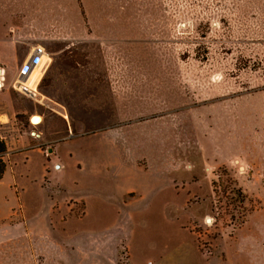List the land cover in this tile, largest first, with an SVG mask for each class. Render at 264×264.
<instances>
[{"label": "rangeland", "instance_id": "1", "mask_svg": "<svg viewBox=\"0 0 264 264\" xmlns=\"http://www.w3.org/2000/svg\"><path fill=\"white\" fill-rule=\"evenodd\" d=\"M75 1L101 43L81 51L133 71L106 77L101 108L69 105L75 132L123 119L145 189L122 200L119 179L78 168L14 187L23 158L4 154L0 264H264V0Z\"/></svg>", "mask_w": 264, "mask_h": 264}, {"label": "crops", "instance_id": "2", "mask_svg": "<svg viewBox=\"0 0 264 264\" xmlns=\"http://www.w3.org/2000/svg\"><path fill=\"white\" fill-rule=\"evenodd\" d=\"M75 6V0H0L3 12L0 128L6 143L5 155L15 153L23 158V184L14 180V187L34 184L46 189L52 184L51 169L78 168L95 177L110 174L119 179L117 189L123 200L124 194L145 189L144 185L133 182L140 172H145L139 167V154L132 144L133 134L123 132L120 118L93 119L96 126L75 132L74 123L79 125L80 122L71 120L77 118L70 116L68 109L74 101L101 108L109 97L107 93H112L106 77L133 71L106 66L104 51H81V46L91 41L99 44L98 48L101 43L83 35L86 23L74 19ZM36 48L40 50L35 54L42 55L44 60L40 66L38 61L30 60ZM35 71L38 73L31 80ZM13 76H17V80L24 76L22 81L34 94L30 98L43 105H39L41 110L35 104L30 106L24 102L25 94L12 90L16 79L10 82ZM39 76L51 77L49 89L43 92L37 88L42 80L36 82ZM113 98L116 99L114 93ZM33 115H37L38 121H33ZM80 141L86 143L82 150H79ZM59 144H62L60 150ZM75 145L80 148L76 149ZM156 170L160 172L161 168ZM78 197L84 201L86 211L90 203L101 202Z\"/></svg>", "mask_w": 264, "mask_h": 264}, {"label": "trees", "instance_id": "3", "mask_svg": "<svg viewBox=\"0 0 264 264\" xmlns=\"http://www.w3.org/2000/svg\"><path fill=\"white\" fill-rule=\"evenodd\" d=\"M5 152H6V143L4 140L2 130L0 128V179L2 178V175H3L5 167H6L5 161L3 160V156H4Z\"/></svg>", "mask_w": 264, "mask_h": 264}, {"label": "bare ground", "instance_id": "4", "mask_svg": "<svg viewBox=\"0 0 264 264\" xmlns=\"http://www.w3.org/2000/svg\"><path fill=\"white\" fill-rule=\"evenodd\" d=\"M37 59H38V66L42 65V63L44 62L42 55L39 56L38 54L33 53L30 60L32 62H36ZM37 73H38L37 71L33 72L30 79L33 80L36 77ZM0 86H1V80H0ZM33 121L34 122L38 121V118L37 117L33 118Z\"/></svg>", "mask_w": 264, "mask_h": 264}, {"label": "built area", "instance_id": "5", "mask_svg": "<svg viewBox=\"0 0 264 264\" xmlns=\"http://www.w3.org/2000/svg\"><path fill=\"white\" fill-rule=\"evenodd\" d=\"M40 49L36 48V50L34 51V53H36L37 51H39ZM38 61V59L36 60V62ZM22 78H24V76H22ZM26 81V80H25ZM22 86H21V91L23 93H25L28 96H33V92L27 87L25 82H22Z\"/></svg>", "mask_w": 264, "mask_h": 264}, {"label": "water", "instance_id": "6", "mask_svg": "<svg viewBox=\"0 0 264 264\" xmlns=\"http://www.w3.org/2000/svg\"><path fill=\"white\" fill-rule=\"evenodd\" d=\"M37 115H33L31 118H35ZM32 120V119H31ZM48 151L50 152L51 149H48Z\"/></svg>", "mask_w": 264, "mask_h": 264}]
</instances>
